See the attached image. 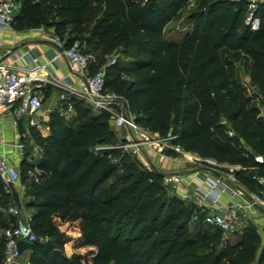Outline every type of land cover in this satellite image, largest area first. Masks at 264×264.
Instances as JSON below:
<instances>
[{"label": "trees", "instance_id": "1", "mask_svg": "<svg viewBox=\"0 0 264 264\" xmlns=\"http://www.w3.org/2000/svg\"><path fill=\"white\" fill-rule=\"evenodd\" d=\"M95 2L103 13L84 33V14ZM187 4L194 6L186 16L191 29L179 41L167 39L166 25ZM247 4L55 0L44 5L21 0L13 29L56 25L62 46L79 41L84 54L96 55L98 68L112 39L127 40L121 53L132 58L106 67V91L123 100L137 125L162 138L171 135L172 143L202 159L238 166L233 171L237 181L256 190L250 177L253 155L264 156V115L243 95L233 68L242 60L250 86L264 97V0L252 11L255 28L245 23ZM82 104L73 96L59 101L49 114L46 136L36 126L28 129L36 156H23L18 172L36 236L27 253L29 264H264V240L256 225L246 223L226 238L205 226L198 208L168 195L163 174L141 168L115 148L121 139L110 113H91ZM68 105L77 112L70 121L57 114ZM15 198L0 181V226ZM73 221H78L79 245L93 248L86 255L63 252L68 238L59 223ZM3 246L0 237V262Z\"/></svg>", "mask_w": 264, "mask_h": 264}, {"label": "built area", "instance_id": "2", "mask_svg": "<svg viewBox=\"0 0 264 264\" xmlns=\"http://www.w3.org/2000/svg\"><path fill=\"white\" fill-rule=\"evenodd\" d=\"M248 13L245 23L256 22L252 19V11L256 7L258 0H246ZM19 9V5L14 0H0V30H13L14 18ZM252 27V26H251ZM253 27V28H255ZM62 47V51H56L47 63H41L38 56L32 49H26L19 54L18 59L23 65L12 68L8 64L0 61V121L6 122L9 129L13 131L16 137H19L18 126L21 121H25L28 126H38L37 114L43 106V97L40 90L47 82V77L43 75L49 66L54 65L59 57H64L70 67L75 71L78 78L77 85L64 82L61 87L62 92L59 93L58 101L64 100L69 96L84 101L94 111H105L111 114V125L113 128L124 127L127 129V136L121 139L115 148L122 151L131 150L132 153H140L144 146L151 147L152 144L157 145L159 150L172 151L180 155H190V152L184 151L179 144L171 142L172 136L159 137L154 135L152 141L148 136L133 137L135 133L141 135V128L135 123L133 117L126 112V104L121 98L113 93H106L105 76L106 67L113 65L116 58L110 59L104 66L98 68L94 72L91 71L89 59L86 54L81 51L80 42L75 40L68 47ZM3 136V133L1 134ZM151 143V145H150ZM8 143L4 138H0V181L7 192L13 189H21L24 187L19 182V172L16 165L11 161V154H17L22 150V145L18 142L10 143L12 153L8 152L6 146ZM10 146V147H11ZM190 162L199 164L201 167L207 168L212 172L221 173L224 167H228L234 171L239 169L236 166H225L210 159H202L190 157ZM254 166L252 167L251 180L259 190V193H252L250 200L247 202H239L236 200L237 191L231 188L222 178L214 180L203 179L195 175L192 181L198 184L194 188L198 193L197 204L206 207L212 211L206 212L203 216V224L207 227L218 229L222 233V237H228L232 232L240 229L246 223L244 209L246 207H264V156L253 155ZM163 184H170L174 189L181 188V179L174 175L166 174L162 178ZM187 186L190 180L186 182ZM222 194L228 196V203H221ZM15 212L14 207L8 209V213ZM29 216L25 222L18 221L4 233V246L0 264H29L27 253L29 249L19 252L17 243L20 240L33 243L36 236L33 233L29 223ZM260 229L264 231V219L260 223Z\"/></svg>", "mask_w": 264, "mask_h": 264}, {"label": "crops", "instance_id": "3", "mask_svg": "<svg viewBox=\"0 0 264 264\" xmlns=\"http://www.w3.org/2000/svg\"><path fill=\"white\" fill-rule=\"evenodd\" d=\"M49 32H45L43 27L37 29H28L23 31H18L15 29L10 31L0 30V61L4 64L10 65L12 68H17L18 66L23 65L21 60L18 59L19 54L22 51L30 48L38 56V59L41 63H47L49 57H51L57 51L50 44H48L47 41H52L58 45L59 43L61 45L63 44V42L60 41L58 36L56 35L50 34L51 36L47 37L46 33ZM87 56L89 59L90 68L92 70L100 66L98 64V59L93 52H90L89 54H87ZM43 75L47 77V82L45 83L44 87L40 90V92L43 97V107L45 109L44 112L50 113L58 105L59 102L58 96L59 93H61L63 90L61 85L64 82H68L76 86L78 78L75 74V71L70 67V65L68 64L67 60L64 57H59L54 65L49 66V69L47 71H44ZM38 116H39V112L36 117ZM28 129L29 126L26 125V122L21 121L18 126L19 137L21 135L25 136L26 133H29ZM2 133L3 136H1ZM48 133H49V129L43 135L46 136ZM9 135L15 136L13 134V131L9 129L8 123L0 121V138L2 137L5 140V137ZM124 138H119V140ZM7 143L8 145L6 146V149L8 152L12 153V146L9 145L10 144L9 142ZM147 150H149L148 152L151 155L154 154L155 156L154 158L157 163H159L158 159L161 162V165L159 163L158 168L161 170L160 172L163 175L170 174L181 179L182 189L177 187L173 189L176 192V194L185 202L193 204L203 214H205L206 212H210L212 210L197 204L196 199H198L199 196L194 188L198 183L196 181H192L195 178V175L199 176L200 178L209 179V180H214L215 178H222L226 183H228L231 186L232 189L237 191L238 196L236 197V200L242 203L249 201L250 195L252 193H259L257 187L256 190H248L243 185H241L235 178L233 171L230 170L228 167H224L221 173L212 172L207 168L201 166L196 169L195 168L196 163L187 160L190 157L193 158L198 157V155L194 153H190V155H186V156L180 154L174 156L169 154L168 151H165L164 154H161L160 152L158 153L155 150H152L151 147H148ZM11 155H12L11 161H13L16 167L18 168L21 157L20 158H17L16 156L13 157L16 154H11ZM224 165L231 166L227 164ZM189 180H190V184L187 186L186 182ZM220 202L223 204L228 203V196L226 194H222L220 197ZM7 213L8 210L7 211L5 210V216H8ZM244 213H245V217L243 218L244 222L245 223L250 222L256 225L258 228V233L261 235L262 239L264 240V231L260 229V223L264 219V215L259 211L258 207H246L244 209Z\"/></svg>", "mask_w": 264, "mask_h": 264}, {"label": "rangeland", "instance_id": "4", "mask_svg": "<svg viewBox=\"0 0 264 264\" xmlns=\"http://www.w3.org/2000/svg\"><path fill=\"white\" fill-rule=\"evenodd\" d=\"M14 1L20 7L21 0H14ZM40 1L44 5L55 2V0H40ZM192 8H194V6L191 4L184 5L180 11L178 19H176V20H174V21H172L166 25L165 37L167 39H174L176 41H179L182 39L184 33L191 29L192 22L190 20H187L186 16ZM102 13H103V9L101 7V4L98 2L93 3L90 6V8L84 14L85 17H84V25L82 26V31H84V33H87V31L94 25L96 18L99 17L100 15H102ZM255 25H256V22L255 21L252 22V24H251L252 28L255 27ZM74 27H75V24L73 23L72 25H67L66 29H73ZM43 29L45 30V32L50 31L49 33H46L47 37H50L51 36L50 34L56 35V32L59 31L58 28L56 27V25L44 26ZM66 29L64 32L67 31ZM127 45H128L127 40L119 39V38L112 39L108 44V49H111V50L103 58V63H102L103 65L102 66H104L112 58H116L118 64L126 63L127 61H130L132 58L131 53L124 54V55L121 53L122 49L126 48ZM104 50H106V48ZM233 69H234L233 71H234L235 79L238 82V84L241 85V87L243 89V95L249 97L250 102L257 105L261 110V114L264 115V97L261 94H259L258 92H256V90H254L250 86V83L248 80L247 66L243 63L242 60H237L234 64ZM109 77H110V75H109ZM106 93L110 94L112 92L110 90H107ZM82 106L83 107H86V106L90 107L84 101H83ZM44 111H45V109L42 106L41 110L39 111V116L37 117L39 124H38V126H36V129H38L39 133L42 135L45 134L46 131H48V129H49V114L50 113L46 112L47 113L46 114ZM90 112L92 113V112H94V110L92 108H90ZM57 114L60 117H62L64 120L70 121L77 115V112L74 110L72 105H68V106L64 107L63 109H60ZM139 127L141 128V135L138 133H135L134 135H132L133 137H141L142 138V137L148 136L149 139L152 141L151 137H153L154 135L155 136L157 135L156 133H152L150 130L146 129L142 124H139ZM113 129H114L115 136L117 139L124 138L128 134L127 129L124 127L113 128ZM5 140L9 143L18 142L20 145H22V150L19 151V153H17L13 157L16 156L17 158H20V157L22 158L23 156H27V157L32 158L34 160V157L36 156L37 146L34 144L29 133H26L25 136L21 135L18 138H16L15 136L9 135V136L5 137ZM150 145H151V143H150ZM148 147L144 146L143 147L144 149L142 148L140 153H132L131 150H126L125 152L128 155V160H130V161L134 160L137 164H139L141 166V168L151 170L152 166H153L158 171H161L158 168L159 163L161 165V162L159 161V159H158L159 163H157L155 161V158H154L155 156H154V154L151 155L148 152L149 151V150H147ZM151 149L155 150L158 153L160 152L161 154H164V152L166 151V150L160 151L159 148L157 147V145H155V144H152ZM199 167H200L199 164L195 165L196 169ZM164 175H166V174H164ZM162 181H164V180H162ZM166 185H168V184H166ZM173 189L174 188L171 187V185L169 184L168 185V195H170L172 193H173V195L176 194V192ZM12 192L15 193L16 198L13 199L9 203V206L6 209V211L10 207H14L15 212L10 213V214L7 213L9 218H8V220L4 219V222H2L3 224L0 226V237H4V233L6 232V230H8L13 225H15L18 221L25 222V219L27 218V216H29V214L32 211V210L26 209L24 207V202L26 201V196L24 195L25 189L21 190V189L16 188V189H13L10 193H12ZM13 218H14V220H13ZM11 219H12V221H11V223H9V220H11ZM59 229H60V231H62L65 234V237L68 238V241L64 244V247H63V252L65 255L70 256L72 253H80V254L86 255L88 251L93 249L92 247L79 245L78 237L80 235V231H79V227H78V221L60 222L59 223Z\"/></svg>", "mask_w": 264, "mask_h": 264}, {"label": "water", "instance_id": "5", "mask_svg": "<svg viewBox=\"0 0 264 264\" xmlns=\"http://www.w3.org/2000/svg\"><path fill=\"white\" fill-rule=\"evenodd\" d=\"M48 44H50L53 48H55L57 51H62V47L59 46L58 44L52 42V41H47ZM126 106V105H125ZM152 169L159 175H162L160 171L155 169V167L152 166ZM259 211L264 215V208L257 206ZM32 244L23 240L18 241L17 247L19 252H22L24 249H29L31 248Z\"/></svg>", "mask_w": 264, "mask_h": 264}, {"label": "bare ground", "instance_id": "6", "mask_svg": "<svg viewBox=\"0 0 264 264\" xmlns=\"http://www.w3.org/2000/svg\"><path fill=\"white\" fill-rule=\"evenodd\" d=\"M190 159V158H189Z\"/></svg>", "mask_w": 264, "mask_h": 264}]
</instances>
